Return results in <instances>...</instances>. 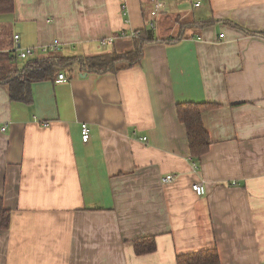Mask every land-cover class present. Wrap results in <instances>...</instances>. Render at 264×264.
Here are the masks:
<instances>
[{
	"label": "crops",
	"instance_id": "0c3cea01",
	"mask_svg": "<svg viewBox=\"0 0 264 264\" xmlns=\"http://www.w3.org/2000/svg\"><path fill=\"white\" fill-rule=\"evenodd\" d=\"M150 25L157 41L139 65L100 74L74 62L32 83L30 101L0 82V196L12 211L0 264H177L212 248L221 264H264V0H15L0 14V54L22 69L55 40L66 57L122 53ZM187 101L213 103L199 159L177 114ZM146 236L157 249L138 255Z\"/></svg>",
	"mask_w": 264,
	"mask_h": 264
},
{
	"label": "trees",
	"instance_id": "16d2710c",
	"mask_svg": "<svg viewBox=\"0 0 264 264\" xmlns=\"http://www.w3.org/2000/svg\"><path fill=\"white\" fill-rule=\"evenodd\" d=\"M15 0H0V14L14 12ZM264 35V31L262 32ZM153 25L136 31L132 41L134 48L126 52H112L87 58L77 56L66 57L54 51L43 58H30L26 66L18 69L14 62L18 61L13 53L7 57L0 54L2 60L7 61V68L0 65V82L9 86L12 100H31L30 86L34 82L54 79L60 69H64L79 62L83 70L95 73L116 71L121 67H132L141 64L144 47L157 41ZM12 65V66H11ZM10 67H13L10 68ZM213 103L207 102H182L177 104L179 120L187 129L188 142L191 154L197 159L206 154L212 144V139L204 126L203 114ZM12 211L5 206L4 198L0 196V229L9 227ZM134 250L138 255L153 253L157 249L156 236H146L133 241ZM177 264H221V256L217 248L204 249L177 256Z\"/></svg>",
	"mask_w": 264,
	"mask_h": 264
},
{
	"label": "built area",
	"instance_id": "2783aa9c",
	"mask_svg": "<svg viewBox=\"0 0 264 264\" xmlns=\"http://www.w3.org/2000/svg\"><path fill=\"white\" fill-rule=\"evenodd\" d=\"M195 6L196 7L201 6V2L198 1L197 3H195ZM162 8H163V3H157L155 9L152 11V15H157V13L160 12V10ZM133 35L134 34H132V36ZM16 38H19V37L16 36ZM108 42L112 43L113 39L110 38L108 40ZM59 47H60L59 40H55L51 45L41 47V51L42 52H47V53L48 52H54V51H58ZM34 52H35L34 49L29 47V48L21 50L20 53H19V56L22 57V58L27 59L30 56H32L34 54ZM67 80H68V76L65 73H59L58 78H57L58 82H63V81H67ZM3 129H5V128H3ZM89 138H90L89 128H88V126L84 125L83 129H82V139H83L84 142H88ZM141 139L146 141L147 137H143ZM174 179H175V175H171L170 174V175L163 176L162 177V182L163 183H170ZM192 189L199 196L205 195L207 193L206 184L203 181L198 182V183H194L193 186H192Z\"/></svg>",
	"mask_w": 264,
	"mask_h": 264
},
{
	"label": "rangeland",
	"instance_id": "374dc122",
	"mask_svg": "<svg viewBox=\"0 0 264 264\" xmlns=\"http://www.w3.org/2000/svg\"><path fill=\"white\" fill-rule=\"evenodd\" d=\"M193 1H194V0H193ZM188 2L190 3L191 0H188ZM197 12H198V11H197ZM177 35H178V32L176 33L175 36H177ZM129 42H130V41H129ZM129 44H130V43H129ZM131 45H132V48H133V44H131ZM69 52H70V51H67V49H64V50L62 49V53H69ZM17 60H18V64H21V65L23 64L22 61H21L20 59H17ZM24 64H25V63H24ZM24 64H23V65H24Z\"/></svg>",
	"mask_w": 264,
	"mask_h": 264
},
{
	"label": "water",
	"instance_id": "95a60500",
	"mask_svg": "<svg viewBox=\"0 0 264 264\" xmlns=\"http://www.w3.org/2000/svg\"><path fill=\"white\" fill-rule=\"evenodd\" d=\"M83 76H86V74H84Z\"/></svg>",
	"mask_w": 264,
	"mask_h": 264
}]
</instances>
